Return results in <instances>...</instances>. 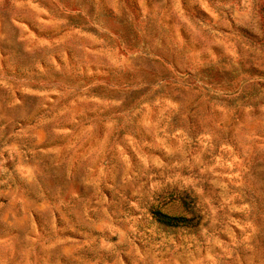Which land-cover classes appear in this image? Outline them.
Segmentation results:
<instances>
[{
    "label": "rangeland",
    "instance_id": "rangeland-1",
    "mask_svg": "<svg viewBox=\"0 0 264 264\" xmlns=\"http://www.w3.org/2000/svg\"><path fill=\"white\" fill-rule=\"evenodd\" d=\"M0 264H264V0H0Z\"/></svg>",
    "mask_w": 264,
    "mask_h": 264
},
{
    "label": "trees",
    "instance_id": "trees-1",
    "mask_svg": "<svg viewBox=\"0 0 264 264\" xmlns=\"http://www.w3.org/2000/svg\"><path fill=\"white\" fill-rule=\"evenodd\" d=\"M154 217L159 224L166 227L176 228L180 226H186L190 223V220L186 219L185 217L172 216L161 210H156L154 212Z\"/></svg>",
    "mask_w": 264,
    "mask_h": 264
}]
</instances>
